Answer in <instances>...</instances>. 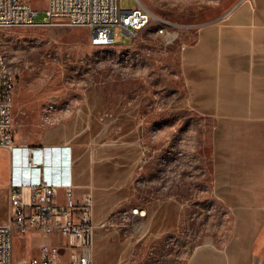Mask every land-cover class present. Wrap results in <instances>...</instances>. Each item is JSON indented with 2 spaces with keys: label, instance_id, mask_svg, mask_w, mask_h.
Returning a JSON list of instances; mask_svg holds the SVG:
<instances>
[{
  "label": "rangeland",
  "instance_id": "374dc122",
  "mask_svg": "<svg viewBox=\"0 0 264 264\" xmlns=\"http://www.w3.org/2000/svg\"><path fill=\"white\" fill-rule=\"evenodd\" d=\"M26 1L39 10L37 21H43L46 1ZM140 1L173 24L169 34L160 32L162 23L154 21L133 40L119 28L117 44L94 46L89 29L71 26L64 19L50 26L0 28V48L18 75L16 141L72 143L75 183L83 191L78 199L91 194L95 214L118 233L124 234L129 228L124 225L135 221L133 210L153 197L181 202L182 216L185 209L191 215L184 221L185 233L180 228L147 239L137 260L128 264H174L181 253L187 257L188 251L175 239L164 240L169 235L183 242L189 233L199 240L205 234L203 241L216 245L229 239L234 222L229 204L236 212L238 239L248 234L247 225L260 224L250 233V242H258L255 264H264V248L259 250L264 216L250 214L257 211V201L240 194L237 200L226 198L229 186L223 182L229 176L221 169L216 174L217 191L211 182L218 121L208 114L213 104L210 97L204 101L208 89L199 87L197 73L199 34L242 0ZM136 3L121 0L123 8ZM134 164L141 168L135 188L128 190L123 180ZM8 178L9 154L2 151L0 223L8 216ZM153 246L157 249L150 257Z\"/></svg>",
  "mask_w": 264,
  "mask_h": 264
},
{
  "label": "crops",
  "instance_id": "0c3cea01",
  "mask_svg": "<svg viewBox=\"0 0 264 264\" xmlns=\"http://www.w3.org/2000/svg\"><path fill=\"white\" fill-rule=\"evenodd\" d=\"M196 59L199 87L208 89L204 101L210 97V102L213 104V111L208 114L213 115L218 121L213 131L214 190L217 191L220 187L216 174L221 169L229 176V180L223 182L229 186L226 192H230V195L225 197L237 200L240 194L241 198L257 201V211L250 214L262 217L264 216V0H242L228 15L209 24L208 27L205 26L203 35L199 34ZM67 143L72 145L75 155L74 145L69 141L63 144ZM131 166L129 165L123 180L128 190L135 188L136 174L141 168L140 164L137 166L134 164L133 169L130 170ZM75 174L74 167V183ZM78 188L75 183L72 200L66 197L64 189H60L58 203L78 202V198L83 193ZM123 194L126 199V194ZM221 197L224 199V196ZM229 206L234 222L232 234L224 247L219 248L213 241L204 240L193 249L186 264H255L254 257L259 251L255 253L254 246L258 242L257 239L250 242V233L260 224L247 225L245 232L248 234L238 239L236 212L230 204ZM138 210L139 213L133 212L131 215L135 219L133 224L124 225L129 226L124 234L123 231L118 233L117 228H110L108 221L94 212L97 226L94 264L131 263L135 250L141 242L180 229L181 202L173 200L172 197H153L146 206ZM259 221L262 222V219ZM263 248L264 239L259 250L262 252ZM49 249L57 251L56 264H71V247L67 237L58 232L45 235L37 231L16 237V263L24 264L25 259L39 257Z\"/></svg>",
  "mask_w": 264,
  "mask_h": 264
},
{
  "label": "built area",
  "instance_id": "2783aa9c",
  "mask_svg": "<svg viewBox=\"0 0 264 264\" xmlns=\"http://www.w3.org/2000/svg\"><path fill=\"white\" fill-rule=\"evenodd\" d=\"M46 16L37 21L39 10L26 0H0V28L50 26L58 19L80 27L88 20L94 46L115 45L119 28L132 40L154 21L162 23L161 32L173 26L154 15L140 0L132 8H123L121 0H45ZM0 48V153L9 154L8 219L0 223V264H16L15 239L18 235L58 232L67 237L71 264H94L96 224L91 194L76 203L60 204V189L72 200L75 155L69 143L32 145L16 141L14 100L17 69L9 60L2 65ZM54 108H51L52 111ZM139 213L138 209L133 210ZM142 212V211H141ZM56 250L25 259L24 264H56Z\"/></svg>",
  "mask_w": 264,
  "mask_h": 264
},
{
  "label": "trees",
  "instance_id": "16d2710c",
  "mask_svg": "<svg viewBox=\"0 0 264 264\" xmlns=\"http://www.w3.org/2000/svg\"><path fill=\"white\" fill-rule=\"evenodd\" d=\"M211 182H213V180H211ZM178 195H179V193H178ZM222 203V202H221ZM197 205H200L199 203H197ZM222 205H223V203H222ZM203 209H208V207H204L203 206ZM188 210V209H187ZM228 210V209H227ZM186 209L183 211V216H182V221H181V231L183 232V233H185V227H184V221L187 219V218H189V216H191V215H186ZM228 213H229V211H228ZM195 233H189V234H187V236H186V238H187V241H181V239H179V238H181V237H175V236H171V235H169V236H167L166 238H164V240H169V239H171V240H173V239H175L182 247H184V249H186L188 252H187V257H185L183 254L184 253H181L180 255H178V257L180 258V260H178L177 261V263L175 262L174 264H186L187 263V261H188V259H189V256H190V254L192 253V251H193V249L197 246V245H199V244H202L203 243V238H205L206 236H205V234L203 235V238H202V240H199L198 238H196L195 237V235H194ZM185 239V238H184ZM198 239V240H197ZM186 240V239H185ZM228 240V239H227ZM227 240H224V241H219L218 240V242H217V246L219 247V248H222V247H224V245L226 244V242H227ZM156 242V241H155ZM144 243H145V241H143V242H141L138 246H137V248H136V250H135V254H134V257H133V262H135L137 259H136V257H137V254H138V252L142 249V247H143V245H144ZM187 244H189V246H187ZM168 245H170V243L168 242L167 243V245L166 246H168ZM150 249H151V251H150V257L152 256V255H154L155 254V249H157V248H155L154 246L153 247H150ZM148 264H150V263H148Z\"/></svg>",
  "mask_w": 264,
  "mask_h": 264
},
{
  "label": "bare ground",
  "instance_id": "6f19581e",
  "mask_svg": "<svg viewBox=\"0 0 264 264\" xmlns=\"http://www.w3.org/2000/svg\"><path fill=\"white\" fill-rule=\"evenodd\" d=\"M161 24V23H160ZM71 26H75V24H69ZM80 27H88V20H80ZM162 28L160 29L161 32ZM102 46H110V45H102ZM2 65H9V62L7 60V58L5 57V55L2 52ZM51 108H53V106H51ZM144 213V211H143Z\"/></svg>",
  "mask_w": 264,
  "mask_h": 264
}]
</instances>
